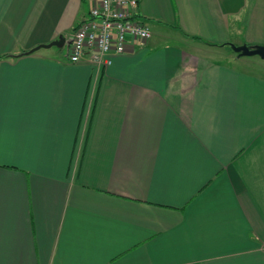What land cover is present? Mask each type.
<instances>
[{
    "label": "crops",
    "instance_id": "obj_1",
    "mask_svg": "<svg viewBox=\"0 0 264 264\" xmlns=\"http://www.w3.org/2000/svg\"><path fill=\"white\" fill-rule=\"evenodd\" d=\"M91 2L0 0V264H264V75L224 46H264V0H140L108 66L28 53Z\"/></svg>",
    "mask_w": 264,
    "mask_h": 264
},
{
    "label": "built area",
    "instance_id": "obj_2",
    "mask_svg": "<svg viewBox=\"0 0 264 264\" xmlns=\"http://www.w3.org/2000/svg\"><path fill=\"white\" fill-rule=\"evenodd\" d=\"M139 4L140 0H92L88 16L75 28L69 60L79 63L90 55L91 63L108 66L128 46L145 47L152 33L139 18Z\"/></svg>",
    "mask_w": 264,
    "mask_h": 264
},
{
    "label": "water",
    "instance_id": "obj_3",
    "mask_svg": "<svg viewBox=\"0 0 264 264\" xmlns=\"http://www.w3.org/2000/svg\"><path fill=\"white\" fill-rule=\"evenodd\" d=\"M71 43L72 39L67 40L65 37L61 36L60 38L53 40L48 44H42L33 48L28 53H33L41 48H63L65 46L69 47ZM224 46L231 48L238 55V57L259 56L264 60V46H248L246 44L242 46H236L232 43H225Z\"/></svg>",
    "mask_w": 264,
    "mask_h": 264
},
{
    "label": "rangeland",
    "instance_id": "obj_4",
    "mask_svg": "<svg viewBox=\"0 0 264 264\" xmlns=\"http://www.w3.org/2000/svg\"><path fill=\"white\" fill-rule=\"evenodd\" d=\"M90 7H91V4H90ZM84 10L88 12V10H90L89 6L85 5ZM225 50L229 54H233L232 50H229V49H225ZM242 59L246 61L239 62L242 64L241 68L251 69L252 71L256 70L259 73H262L264 75V68L261 70V67H264V61H262L259 56H247V57H243Z\"/></svg>",
    "mask_w": 264,
    "mask_h": 264
}]
</instances>
